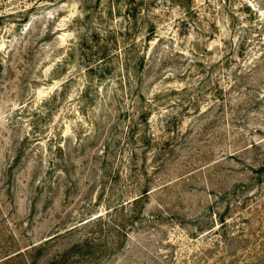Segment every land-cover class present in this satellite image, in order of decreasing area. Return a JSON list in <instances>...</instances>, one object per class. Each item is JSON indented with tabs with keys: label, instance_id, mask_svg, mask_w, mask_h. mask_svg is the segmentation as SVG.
<instances>
[{
	"label": "rangeland",
	"instance_id": "374dc122",
	"mask_svg": "<svg viewBox=\"0 0 264 264\" xmlns=\"http://www.w3.org/2000/svg\"><path fill=\"white\" fill-rule=\"evenodd\" d=\"M0 264H264V0H0Z\"/></svg>",
	"mask_w": 264,
	"mask_h": 264
},
{
	"label": "trees",
	"instance_id": "16d2710c",
	"mask_svg": "<svg viewBox=\"0 0 264 264\" xmlns=\"http://www.w3.org/2000/svg\"><path fill=\"white\" fill-rule=\"evenodd\" d=\"M144 110H142V112H139V113H143L144 114V112H143ZM139 133V132H138ZM135 135H136V130H132L131 132H130V136H129V139H130V141H131V144H133L134 143V139H135ZM141 141L143 140V142H145L146 140H148L149 139V136H148V134L147 133H144V134H142L141 135ZM147 145V144H146ZM147 147H148V145H147ZM111 153L107 150V156H106V161L108 160V156L110 155ZM137 155V153L135 152V151H133L132 150V152H131V158H134L135 156ZM148 191L147 190H144L143 191V193H147ZM92 220V219H91ZM90 220H88V221H86L85 223H87V222H89Z\"/></svg>",
	"mask_w": 264,
	"mask_h": 264
}]
</instances>
